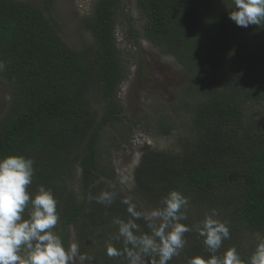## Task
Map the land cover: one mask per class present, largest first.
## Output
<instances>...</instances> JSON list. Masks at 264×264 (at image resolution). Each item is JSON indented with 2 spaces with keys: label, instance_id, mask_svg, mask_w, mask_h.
Instances as JSON below:
<instances>
[{
  "label": "trees",
  "instance_id": "obj_1",
  "mask_svg": "<svg viewBox=\"0 0 264 264\" xmlns=\"http://www.w3.org/2000/svg\"><path fill=\"white\" fill-rule=\"evenodd\" d=\"M121 3L97 1L83 23L93 43L75 51L61 39L47 6L0 0L4 65L0 84L6 82L11 100L0 121V157L23 155L35 161L31 190L35 193L43 185L53 191L60 213L56 231L68 245V229L74 227L80 250L94 258L92 264H127L123 257L106 254L117 231L112 217L127 219L126 206L118 199L110 207L96 203L87 212L84 205L63 203L65 193L54 176L67 164H75L70 157L78 139L86 142V154L75 157L82 170L83 193H90L107 175L98 169L97 140L99 132L120 120L124 111L118 103L123 68L115 38ZM137 5L146 20L145 38L202 82L189 90L199 100L193 108L192 128L198 137L176 156L145 146L136 171L150 208L160 206L171 190L187 197L194 194L190 198L198 213L187 210L188 219L183 221L192 231L186 234L180 255L169 264L209 256L196 228L203 210L225 211L221 221L227 222L231 239L223 242L220 253L235 247L246 260L255 246L247 251L236 236L264 234V106L249 112L252 104L264 105V25L237 26L229 18L233 0H137ZM92 87L100 91L105 104L99 122L86 96ZM96 232L98 236L93 235Z\"/></svg>",
  "mask_w": 264,
  "mask_h": 264
},
{
  "label": "rangeland",
  "instance_id": "obj_2",
  "mask_svg": "<svg viewBox=\"0 0 264 264\" xmlns=\"http://www.w3.org/2000/svg\"><path fill=\"white\" fill-rule=\"evenodd\" d=\"M19 1L47 6L60 28L61 39L71 49L80 51L85 45L93 43V36L85 30L83 23L93 14L98 0ZM121 1L117 13L115 38L123 68L118 103L124 111L120 120L99 132L97 140L98 169H103L107 175L94 185L96 190L90 189L87 195L83 193L82 170L75 157L86 154V142L78 139L74 156L70 157V161L75 164H67L62 173L54 176L62 184L65 193L63 203L73 201L84 205L87 212L93 210L97 203L95 197L102 191H115L117 193L115 200L131 197L137 206H141L142 211L154 209L153 206L149 207V199L145 197L136 180L143 148L150 146V151L156 150L164 155L176 156L183 153V146L191 144L198 137L192 128L193 108L198 105L199 100L196 94L189 93V90L201 86V80L192 75L186 65L181 64L165 49L153 45L145 38L146 20L139 12L137 0ZM86 96L95 111V121H101L105 113V104L102 103L100 91L92 87ZM10 106L9 87L3 82L0 84V121ZM262 106L264 105L252 104L249 112ZM261 115H264V108L261 109ZM121 178H125L127 183L121 184ZM147 185L156 192L159 190V186L155 187L154 183ZM190 196L187 210L191 209L192 213L197 215L198 209L193 206ZM155 198L159 199V193ZM216 213L215 218L220 221L221 218H225V211L219 210ZM209 214L211 211L203 210L198 215L203 220ZM114 217L115 215L112 218ZM81 224L85 226L86 220L83 219ZM98 234L99 232H96L93 235ZM68 236L69 244L77 243L74 227L68 229ZM236 239L242 248L250 252L257 243L256 236L248 232L236 236ZM83 241L85 242V239Z\"/></svg>",
  "mask_w": 264,
  "mask_h": 264
},
{
  "label": "clouds",
  "instance_id": "obj_3",
  "mask_svg": "<svg viewBox=\"0 0 264 264\" xmlns=\"http://www.w3.org/2000/svg\"><path fill=\"white\" fill-rule=\"evenodd\" d=\"M229 18L239 27H261L264 0H233ZM3 67L0 62V70ZM34 164L32 158L23 155L0 157V264H92L94 258L82 253L78 243L65 245L56 231L60 213L53 191L43 185L35 193L31 190ZM120 183L127 181L121 178ZM116 197L115 191H102L95 200L110 207ZM121 203L126 206L128 218H113L117 231L106 246L109 258L123 257L127 264H169L180 255L187 243L186 234L192 231L183 223L188 219L187 196L171 190L160 206L150 211L138 210L131 197H124ZM216 215L213 210L196 226L209 256H194L188 264H264V234H256L254 251L246 260L235 247L220 253L231 234L227 222Z\"/></svg>",
  "mask_w": 264,
  "mask_h": 264
}]
</instances>
